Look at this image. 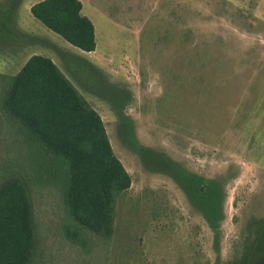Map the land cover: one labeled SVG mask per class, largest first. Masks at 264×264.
Listing matches in <instances>:
<instances>
[{"label": "rangeland", "instance_id": "rangeland-1", "mask_svg": "<svg viewBox=\"0 0 264 264\" xmlns=\"http://www.w3.org/2000/svg\"><path fill=\"white\" fill-rule=\"evenodd\" d=\"M37 1L0 0V183L29 185L33 264H264V0H82L90 52L30 23ZM35 34L131 175L109 238L72 218L48 154L4 114L8 57Z\"/></svg>", "mask_w": 264, "mask_h": 264}, {"label": "trees", "instance_id": "trees-1", "mask_svg": "<svg viewBox=\"0 0 264 264\" xmlns=\"http://www.w3.org/2000/svg\"><path fill=\"white\" fill-rule=\"evenodd\" d=\"M81 0H39L31 12L73 46L94 51L95 24ZM5 116L48 154L52 179L61 183L69 214L109 238L116 197L131 175L115 154L100 113L49 56L33 54L6 80ZM213 200H207L211 209ZM214 202V201H213ZM30 188L18 176L0 183V264H33L36 249Z\"/></svg>", "mask_w": 264, "mask_h": 264}, {"label": "crops", "instance_id": "crops-1", "mask_svg": "<svg viewBox=\"0 0 264 264\" xmlns=\"http://www.w3.org/2000/svg\"><path fill=\"white\" fill-rule=\"evenodd\" d=\"M82 3H83L82 11H83L84 14H86L85 11H84V2L82 1ZM26 17H27V20L30 23L32 22L35 26L38 24V19H37V22H36V18L34 17V15L31 12V8L28 10V13H27ZM1 23H3V22L1 21ZM0 25L2 26V24H0ZM43 27L46 28V26H43ZM46 29H48V31L52 32V30H50L49 28H46ZM36 38H37L36 34L34 35V38H32V40L30 42H28V41L26 42L27 36L25 38H23V39H18L17 38V41L15 42V45H16L15 46L16 47L15 50L17 52H14L13 53V57L12 58L8 57V59L12 60V61H19L20 62V66H18V68H17V65H16V68H15L16 71L14 73H10L11 76L15 75L21 69V67L25 64V62L29 59V57H31L33 54H39V53H37V51H34L35 45H37L36 44ZM15 64H16V62H15Z\"/></svg>", "mask_w": 264, "mask_h": 264}]
</instances>
